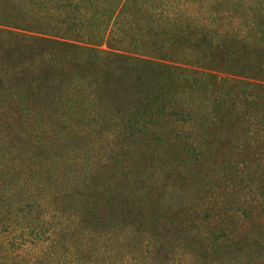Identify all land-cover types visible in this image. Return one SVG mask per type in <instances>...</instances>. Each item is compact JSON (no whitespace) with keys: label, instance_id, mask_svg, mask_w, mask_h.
<instances>
[{"label":"trees","instance_id":"trees-1","mask_svg":"<svg viewBox=\"0 0 264 264\" xmlns=\"http://www.w3.org/2000/svg\"><path fill=\"white\" fill-rule=\"evenodd\" d=\"M51 2L64 35L42 31L21 6L0 0V264L140 261L152 240L171 235L166 223L195 217L177 205L188 170L213 146L216 155L229 153L230 132L245 131L250 149L261 143L248 166L264 171V0L248 6L252 28L243 36L240 27L217 33L188 20L144 30L134 22L147 11L130 0ZM120 14L134 33L130 52L111 39ZM164 35L166 53L156 48ZM169 160L179 165L177 179L168 177ZM146 162L154 167L145 174ZM259 173L246 177L249 188L234 203L245 233L222 228L255 264L264 261Z\"/></svg>","mask_w":264,"mask_h":264},{"label":"rangeland","instance_id":"rangeland-1","mask_svg":"<svg viewBox=\"0 0 264 264\" xmlns=\"http://www.w3.org/2000/svg\"><path fill=\"white\" fill-rule=\"evenodd\" d=\"M11 1L16 7L21 6L22 8L20 9L23 13L25 12L27 17L38 22L42 31H52L61 35L65 34V25L61 23L62 16L60 10L56 9L51 2L52 0ZM220 1L130 0L128 6L137 4L140 9L147 11L142 12L147 13L146 18H136L134 22H139V28L144 30H148L149 25L157 23V20L161 22L164 20L172 21L180 25H183L188 20L190 25L198 26L200 22L201 25L207 26L208 29H212L217 33H224L226 31L231 33L232 27H240V36L250 31L252 26H247V24H250L248 23V6H251V1L253 0H239L238 8L235 0H230V6L225 5L227 12L219 10V8L223 7L218 6ZM226 1L228 2L229 0H222L223 4ZM10 8V12H13L12 9L15 7L12 8V4H10ZM150 11L152 14H150ZM124 18H128V15H118L111 29V34L115 36L110 38L115 39L114 45L117 49L130 52L134 50L130 47L133 46V42L130 40H134V33H132V29H130L129 24ZM189 28L194 27L190 26ZM134 32L138 33L137 30ZM168 40V36L164 35L160 37V41L162 42L156 48L166 53L171 47V42L168 43ZM228 135L233 140V148L229 153L216 155L214 151L216 146H213V151L210 154L211 157L202 159L199 162L193 160L194 165H192V169L188 170L192 178L184 181L183 187L185 188L186 195L184 194L177 201L179 202L177 205L185 208V211H194L196 213L195 217L190 219L189 222L166 223V226L171 230V235L166 238L152 240L151 249H154L152 253L146 254L140 261H130V264H255L243 254L240 255L235 252L237 247L233 248V246L236 242L232 241L230 237L225 236L222 228L230 226L229 233L233 231L236 235L245 233L247 229V224L237 222L233 218L234 214L232 212L235 213V209L237 208L234 205L235 201L239 197L242 198L246 193L245 189L249 188V183H246L248 181L246 177L253 179L256 177L255 173L259 172L260 175H264V171L253 172L249 168L250 166H248L251 163V150L256 148L254 150L258 151L261 143L254 144L253 148L250 149L248 141L245 140V131L242 130L241 133L232 131ZM134 149L138 151V158H144L142 154L147 151L145 144L139 142L135 145ZM155 157V162H158L160 158ZM129 161L133 160L129 158ZM252 163H255V160ZM164 164L170 168L169 172L172 177L170 175L168 177L177 179V169L175 168L179 165L171 160L165 161ZM247 166L248 168L245 169ZM153 167L154 164L151 166V162H146L142 166V170L146 174ZM156 177L166 179L164 172H159L156 174ZM232 178L236 179L237 185L231 182ZM239 179H241V182ZM169 186H172V182H170ZM169 190V192H174V194L170 193V196L174 198L177 195L176 190L173 188ZM154 201L157 204L158 198L154 199ZM154 201L153 206H150L151 209L155 208L156 204ZM171 210L172 212L175 210L173 206ZM224 221L226 222L225 224ZM141 248L142 246H136L135 251L138 253ZM122 255L125 259L129 257L125 254L124 250ZM106 262L107 264H120L119 262L112 263V260H106ZM258 264H264V261L262 260Z\"/></svg>","mask_w":264,"mask_h":264}]
</instances>
